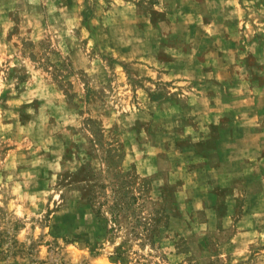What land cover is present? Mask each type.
<instances>
[{
	"label": "rangeland",
	"instance_id": "rangeland-1",
	"mask_svg": "<svg viewBox=\"0 0 264 264\" xmlns=\"http://www.w3.org/2000/svg\"><path fill=\"white\" fill-rule=\"evenodd\" d=\"M211 3L220 74L196 0H0V264H264V0Z\"/></svg>",
	"mask_w": 264,
	"mask_h": 264
},
{
	"label": "crops",
	"instance_id": "crops-1",
	"mask_svg": "<svg viewBox=\"0 0 264 264\" xmlns=\"http://www.w3.org/2000/svg\"><path fill=\"white\" fill-rule=\"evenodd\" d=\"M198 4V13H199V18L198 21L192 20L190 24H188L189 28L192 29V33L195 34L194 36L183 39V42H189L193 43V48L192 50L203 55L202 57L205 59H212V63H214L213 69H214V74H220V63L221 59L224 57L223 53L221 51V47L219 44L221 43H229L233 44L235 42L234 39V31H237V24L231 23L230 21H223L221 24H216L212 19H207L209 18V14H206V5H212L211 0H196ZM208 1V3H207ZM230 9V6L228 7ZM197 29V31L195 30ZM196 31V32H195ZM212 33V34H211ZM211 34V35H210ZM238 38V37H237ZM236 42H239V39H237ZM242 43L244 42V45H246V40H242ZM245 47V46H244ZM247 48L245 49H233L230 51V55L232 57H237V55L240 58L246 57L247 53H253L247 52ZM245 67V66H244ZM240 72L243 74V78H247V69L246 67L243 68V70L239 69ZM216 84H221L222 79L218 78L215 79ZM249 108V110L245 113L248 116V119L245 118V122H248V124H245L242 128L247 127L249 135H259L262 138H264V108L263 109H255L252 108L251 106L245 107ZM255 111V112H253ZM247 119V120H246ZM228 135L221 136L218 134L219 138H234L230 133V129L227 130ZM226 133V132H224ZM236 135H238V131L235 132ZM213 137H217L215 131L213 132ZM259 137H257L258 139ZM248 151L250 153V156H248V160L252 161L253 157L255 159H259L260 161L264 162V144H260V142H254L252 144H249L248 146ZM254 156H252V155ZM219 168V167H218Z\"/></svg>",
	"mask_w": 264,
	"mask_h": 264
}]
</instances>
